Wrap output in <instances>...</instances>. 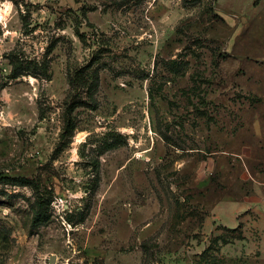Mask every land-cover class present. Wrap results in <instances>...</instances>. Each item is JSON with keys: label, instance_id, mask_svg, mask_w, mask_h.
I'll list each match as a JSON object with an SVG mask.
<instances>
[{"label": "rangeland", "instance_id": "rangeland-1", "mask_svg": "<svg viewBox=\"0 0 264 264\" xmlns=\"http://www.w3.org/2000/svg\"><path fill=\"white\" fill-rule=\"evenodd\" d=\"M0 264H264V0H0Z\"/></svg>", "mask_w": 264, "mask_h": 264}, {"label": "trees", "instance_id": "trees-1", "mask_svg": "<svg viewBox=\"0 0 264 264\" xmlns=\"http://www.w3.org/2000/svg\"><path fill=\"white\" fill-rule=\"evenodd\" d=\"M74 110V106H68L67 109H66V119H65V122H64V126H63V132H62V135H61V139H63L64 137L66 136H69L73 131H74V123H73V120L71 118V114ZM18 182H21L22 184H28L29 182L27 180H18ZM42 203L38 204V207H39V210L34 213L33 215V218H32V224L33 225H37L39 224L42 220H47V219H44L41 215V211L43 209L42 207Z\"/></svg>", "mask_w": 264, "mask_h": 264}, {"label": "built area", "instance_id": "built-area-1", "mask_svg": "<svg viewBox=\"0 0 264 264\" xmlns=\"http://www.w3.org/2000/svg\"><path fill=\"white\" fill-rule=\"evenodd\" d=\"M52 206H53V208L55 210V214H57V216H63L64 213L66 212V207H64L63 199L61 197L55 198ZM63 221H65V220L63 219Z\"/></svg>", "mask_w": 264, "mask_h": 264}, {"label": "water", "instance_id": "water-1", "mask_svg": "<svg viewBox=\"0 0 264 264\" xmlns=\"http://www.w3.org/2000/svg\"><path fill=\"white\" fill-rule=\"evenodd\" d=\"M50 263H53V259H50V261H49Z\"/></svg>", "mask_w": 264, "mask_h": 264}]
</instances>
